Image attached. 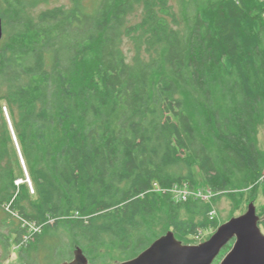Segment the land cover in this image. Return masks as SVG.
<instances>
[{"label":"trees","instance_id":"16d2710c","mask_svg":"<svg viewBox=\"0 0 264 264\" xmlns=\"http://www.w3.org/2000/svg\"><path fill=\"white\" fill-rule=\"evenodd\" d=\"M34 4L0 0L4 250L27 222L41 233L17 250L24 264L60 228L66 241L46 245L54 264L75 248L89 264H107L104 251L125 261L157 239L162 208L183 238L196 225L179 212L207 202L150 189L195 187V170L214 198L246 191L254 203L264 188V0H178L179 11L171 0H72L36 13ZM125 36L138 48L130 59Z\"/></svg>","mask_w":264,"mask_h":264},{"label":"rangeland","instance_id":"374dc122","mask_svg":"<svg viewBox=\"0 0 264 264\" xmlns=\"http://www.w3.org/2000/svg\"><path fill=\"white\" fill-rule=\"evenodd\" d=\"M34 1V6L33 12H37L44 7L48 6H54V5H68L71 3L72 0H33ZM178 0H171V3L174 5V8L179 11L178 5H177ZM85 3L91 2V0H84ZM141 9L140 7L136 8V10L129 16V22L134 23L138 21L140 17ZM7 30L9 29V26L6 28ZM5 29V32H6ZM4 35V34H3ZM121 47L123 51L126 53L127 58L130 59L133 56L136 55L138 48L137 44L134 43L131 39L127 38L126 36L123 37ZM143 55V54H142ZM85 58L87 60H91L93 58V53L89 52L88 54L85 55ZM3 104V102H2ZM3 111L4 107H3ZM9 140V147L12 146V143L10 144ZM256 143L259 149L264 151V115L262 116V119L257 125V132H256ZM19 161V168H23L22 163ZM18 164V162H17ZM21 165V166H20ZM18 168V169H19ZM24 169V168H23ZM196 177H197V186L194 187V189H203L206 187L205 183L203 182V179L199 175V172L195 170ZM25 174V173H24ZM21 178L18 177L15 182L19 183L21 182ZM150 192L152 193H157L159 194L160 191L157 187H153L150 189ZM248 192V191H247ZM252 202L250 198H248L246 191H237L233 195H228V194H220L216 198H212L210 202H207L208 208L201 212V213H194L192 211H188L186 209H182L179 214L178 218L181 221H188L196 225L195 231L187 235L183 238L177 237V232L180 231V227L177 226V232L173 231L171 227L168 225L169 221V212L167 209L162 208L155 216V231L156 234L159 235L157 238H159L161 235L167 233L168 231L174 232L173 235L177 240H179L182 244H187V245H197L201 242H204L207 240L216 230V228L222 224L223 222L229 220L230 218L234 216H238L242 213H244L247 209L248 204ZM254 205L256 207V214L259 216V219L264 218V188L258 190V195L256 200H254ZM214 211V215L211 218L210 214L211 212ZM259 223V221H258ZM201 227L202 232L198 236V239H195V235L197 233H200L198 228ZM261 231L264 233V228L262 225L259 226ZM0 232H6V229L2 224L0 223ZM31 232L34 231V227H28L26 229V233L30 234ZM40 234L41 231L37 232ZM52 234V233H51ZM34 236V235H33ZM32 239L34 240L35 237ZM67 239V236L65 233L62 231V229H58L56 232H53L52 238L47 237L45 241L41 244V246L37 249V251L34 252V258L37 261L35 264H54L52 258L48 254V250H46V245L50 241H54V243H60V242H65ZM33 240H30L32 242ZM104 253H107L105 255V259L107 264H118L121 261L120 254L114 251H104ZM217 257L214 259L213 263H216ZM0 264H24L20 258L18 251L14 249V244L11 243L9 250L6 251L4 250L3 246L0 244Z\"/></svg>","mask_w":264,"mask_h":264},{"label":"water","instance_id":"95a60500","mask_svg":"<svg viewBox=\"0 0 264 264\" xmlns=\"http://www.w3.org/2000/svg\"><path fill=\"white\" fill-rule=\"evenodd\" d=\"M2 36L3 26L0 16V40ZM5 117L13 134L7 114ZM13 139L15 141L14 135ZM21 163L24 167L22 159ZM24 173L26 181L29 182L25 167ZM258 221L256 207L250 202L244 213L220 224L204 242L197 245L182 244L175 238L174 232L168 231L137 256L118 264H212L228 242H232L231 247L218 264H264V233ZM72 254L71 260L59 264H89L80 248H75Z\"/></svg>","mask_w":264,"mask_h":264},{"label":"built area","instance_id":"2783aa9c","mask_svg":"<svg viewBox=\"0 0 264 264\" xmlns=\"http://www.w3.org/2000/svg\"><path fill=\"white\" fill-rule=\"evenodd\" d=\"M160 191V193H166L170 194L171 198L175 201L181 202V201H186L189 198H194V199H199L204 202H210L212 198L216 195V193L212 192L208 187L201 188V189H194V187H190L186 182H183L180 185H175L173 188H160L157 187ZM30 191H32V188L30 186ZM214 215V211L211 212L210 216L211 218ZM26 223L28 227H34V231L37 232V230L40 232V226L34 225L33 223ZM23 224V221H22ZM200 233H197L195 235V239H198V236L201 234L202 230H199ZM31 232L30 234L26 233L24 237H22V240L20 241L19 244H14V249H19L22 245L23 242H26L28 240L32 239L33 233Z\"/></svg>","mask_w":264,"mask_h":264},{"label":"bare ground","instance_id":"6f19581e","mask_svg":"<svg viewBox=\"0 0 264 264\" xmlns=\"http://www.w3.org/2000/svg\"><path fill=\"white\" fill-rule=\"evenodd\" d=\"M7 114V113H6ZM174 186H172V188H173ZM224 223V222H223ZM198 230H202V229H200V228H198Z\"/></svg>","mask_w":264,"mask_h":264},{"label":"clouds","instance_id":"9594fccd","mask_svg":"<svg viewBox=\"0 0 264 264\" xmlns=\"http://www.w3.org/2000/svg\"><path fill=\"white\" fill-rule=\"evenodd\" d=\"M28 183H29V188H30V186H31V185H30V181H29ZM16 250H18V249H16Z\"/></svg>","mask_w":264,"mask_h":264}]
</instances>
